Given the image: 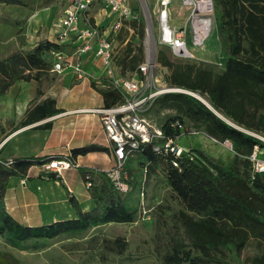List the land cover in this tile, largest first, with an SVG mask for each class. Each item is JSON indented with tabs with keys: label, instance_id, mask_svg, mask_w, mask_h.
<instances>
[{
	"label": "trees",
	"instance_id": "obj_1",
	"mask_svg": "<svg viewBox=\"0 0 264 264\" xmlns=\"http://www.w3.org/2000/svg\"><path fill=\"white\" fill-rule=\"evenodd\" d=\"M0 2L20 6L28 4L27 0ZM218 2L227 41L222 70L214 71L191 62L176 63L164 50L158 52L157 60L169 70V85L200 94L217 112L240 127L264 130V0ZM125 24L143 35V24L130 19L123 22L114 38L123 39L121 30ZM67 45L58 39L41 37L29 48L0 53V97L17 80H35L36 95L40 96L43 92L40 84L51 72L53 52L62 51ZM143 60V45L134 46L132 41H126L123 52L115 58V66L121 75L126 76V71H136ZM96 90L102 96L105 107L124 101L121 92L109 82ZM156 100L176 112V116L161 124L166 134L175 136L179 133L170 126L171 121L178 119L186 125L184 119H187L194 127L221 142L229 139L233 152L228 162L199 148H189V153L176 157L153 150V143H142L134 152L144 166L147 177L156 169L164 173L167 184L183 206L178 219L197 252L193 254L191 248L176 243L172 253L164 257L163 264H203L205 260H212L222 249L240 253L250 238L264 242V172H252L248 158L255 144L264 143L224 121L190 93L169 91ZM59 110L52 97L37 102L33 98L18 124L34 122ZM49 124L46 122L41 126L47 128ZM108 149L105 145L89 142L71 148L68 157L76 166L74 159L78 155ZM53 157L61 156H19L8 164L0 158V235L7 241L19 245L30 239L81 233L99 224L129 222L133 219L136 207L120 194L113 181L102 172L100 181H93L92 171L82 166L76 167L84 181L90 182L87 188L92 200L91 207L84 209L78 198L67 192V201L74 210L73 216L39 224H26L15 218L8 211L4 199L9 178H24L32 165H40ZM173 160L177 165L173 164ZM40 174L49 179L59 177L53 171H42ZM109 244L111 249L121 253L126 247V240L118 237ZM0 264L20 263L11 253L4 251L0 252ZM250 264H264V252L251 257Z\"/></svg>",
	"mask_w": 264,
	"mask_h": 264
},
{
	"label": "rangeland",
	"instance_id": "obj_2",
	"mask_svg": "<svg viewBox=\"0 0 264 264\" xmlns=\"http://www.w3.org/2000/svg\"><path fill=\"white\" fill-rule=\"evenodd\" d=\"M27 2L26 6L0 2L1 54L32 45L42 35L49 34L52 39L57 38V33L50 32V29H55V24L62 14L66 1L27 0ZM131 6L137 14L136 20L143 24L144 32L141 36L136 29L125 24L121 30L123 39L116 37L113 41L114 63L117 61L115 58L117 59L123 52L126 41H132L134 46L142 44L144 57L147 45L153 46L151 57L155 65L149 77L148 92L157 94L152 98L150 105L140 111V114L150 124L160 127L167 119L176 116V112L156 100L158 96L165 93L159 91L170 86L167 80L169 70L158 62V52L164 50L167 56L176 63L191 62L214 71L222 70L223 61L227 55V41L221 23V5L218 0H211V10L207 13L213 21L210 28L211 34L198 44L195 43L190 23L192 5L182 4L180 1H173L169 4V25L182 29L190 55H175L167 44L158 42L160 5L157 0H134L131 1ZM40 12L41 14L47 13L48 19L42 22V26L35 29L34 26L31 29L30 17L39 15ZM87 13L91 17L92 15L97 17L98 26H106L107 22L103 23V16L98 14L96 7L93 6ZM74 49L72 44L65 48L68 55L73 54ZM70 70L74 71V69H67L62 72H50L48 78L40 84L43 91L40 96L36 95L34 86L28 84L21 86L17 82L5 95L0 97V142L8 137L0 147L1 159H13L15 141H22L23 137L28 139L33 153L61 157L70 154L73 145L84 143L89 139L102 141V137L105 136L100 114L92 110L103 106V103L98 105L96 89L108 85V77L102 69L101 74L90 75L87 72L82 78H77V73L75 71L72 73ZM116 71L119 73V68L116 67ZM129 73L130 71L125 72L128 75ZM74 85V89L71 90L70 88ZM23 91L26 92L23 94L25 97L27 94L29 97L34 96L35 93V102L47 95L56 96L63 100L62 110L85 109L88 112L66 113L62 116L55 114L52 118L46 119L51 123L50 128L40 127L44 119L32 125L33 127L24 129L15 137V134L20 131V129L17 130L19 116L15 113V98L17 99ZM82 96L89 97L91 104L86 106L79 104L78 101ZM4 109H7V114L3 113ZM184 120L186 125H192L189 120ZM199 130L203 134L185 133L179 137L177 142L186 148L202 149L228 162L233 152L221 141L207 135L202 129ZM82 161L89 165L84 168L92 171L93 181H100V172L111 180L108 171L115 167L113 155H109L108 159L101 152H93L82 158ZM126 163L127 174L123 179L128 181V189L118 191L136 207L131 221L99 224L81 233H63L47 239H30L19 245L11 244L0 235V252L11 253L20 264H163L164 257L172 253V247L176 243H181L185 248H191L192 253L197 254L184 225L178 219L179 211L183 206L167 184L164 173L156 169L147 177L144 166L135 154L130 156ZM41 172V167H32L24 179L10 178L8 181L4 197L6 207L19 221L26 224H39L72 216L73 210L67 201V191L76 195L84 209L92 206L88 188L79 186L84 179L77 174L75 166L63 173L66 181L61 175L56 179L41 178ZM118 237L126 240V247L121 253L108 246L109 241H114ZM260 252H264V242L250 238L240 253L222 249L212 260H205L203 264H250L251 257Z\"/></svg>",
	"mask_w": 264,
	"mask_h": 264
},
{
	"label": "built area",
	"instance_id": "obj_3",
	"mask_svg": "<svg viewBox=\"0 0 264 264\" xmlns=\"http://www.w3.org/2000/svg\"><path fill=\"white\" fill-rule=\"evenodd\" d=\"M131 1L134 0H67L62 14L58 17L55 24L57 28V37L61 40L68 37L71 33H76L82 42L78 45L77 50L84 52L95 45V55L98 56L103 64L107 66L109 83L112 87L119 90L124 98L122 103L105 107L94 108L100 114L102 128L106 137L113 144V156L115 158V167L108 171V175L118 190L126 191L128 184L124 181L127 171L125 164L127 159L134 154L136 149L142 143H153L152 148L157 152L171 153L174 156H180L183 153H189V148L180 145L177 140L183 134H203L202 131L193 125H184L178 119L171 121L170 126L178 130V134L171 136L166 134L161 126L150 124L146 118L141 116L140 111L147 108L152 98L157 94L151 92L149 77L155 65L151 54L153 46L150 44L146 47V56L138 64L137 70L129 76L115 74L112 65L113 58V41L115 33L120 29L125 20L136 19L137 14L134 12ZM160 5L159 9V35L158 42L167 44L175 55H186L188 52L186 40L182 29H177L169 25L168 8L172 0H157ZM182 4L192 5L190 16L202 15L206 10V5L200 6L187 0H179ZM211 2V1H210ZM94 5L100 7L107 13L113 15L112 22L105 29L98 25L91 24L88 21L87 12ZM85 22L84 27L80 24ZM95 40L92 43L91 40ZM156 41V40H155ZM154 41V46L156 45ZM152 47V48H151ZM54 61L52 70L61 72L65 67L66 54L61 51L53 52ZM222 64V63H220ZM181 91L191 93L189 90L181 87L169 86L163 91ZM242 131L257 138L264 143V130H253L238 126ZM7 138V137H6ZM6 138L0 142V147L6 141ZM222 143L232 150V142L225 139ZM251 161L252 172H264V144H255L253 150L248 156ZM2 160L0 159V162ZM6 164L12 162L11 159L4 161ZM173 164L177 165L176 160ZM44 171H53L58 175L67 169L75 166L68 156L53 157L43 161L39 165ZM123 174V175H122ZM90 184L86 182V186Z\"/></svg>",
	"mask_w": 264,
	"mask_h": 264
},
{
	"label": "crops",
	"instance_id": "obj_4",
	"mask_svg": "<svg viewBox=\"0 0 264 264\" xmlns=\"http://www.w3.org/2000/svg\"><path fill=\"white\" fill-rule=\"evenodd\" d=\"M65 1H67V0H65ZM173 1H179V0H172L171 2H173ZM65 5H66V3L64 4V7H65ZM64 7L62 8V12H63V9H64ZM94 7H96L97 9H98V14H100V15H102L103 16V23H105V22H107L106 23V26L105 27H101V28H107L109 25H110V23L112 22V19H113V15H111L110 13H107V12H105L101 7H100V5H94ZM169 9V8H168ZM51 10V9H50ZM46 14L47 13H42L41 14V12L39 13V15H32L31 17H30V19H29V24H30V27H31V29L34 27V29L37 27H39V26H42V22H44V21H46L47 19H48V16L46 17ZM88 14V13H87ZM40 16H42V17H40ZM88 21H90V23L91 24H99V21H98V19H97V17L95 16V15H92V17L91 16H89V14H88ZM169 18H170V16H169ZM84 25H85V22H82L81 24H80V26L81 27H84ZM50 32H55V34H56V32H57V28L55 27V29L53 30V28H51L50 29ZM117 33V32H116ZM116 33H115V35H116ZM71 35H75L76 37H73L72 38V36ZM115 35H114V37H115ZM38 37V36H37ZM41 37H46V38H48V39H52L51 37H50V35L48 34V35H42ZM40 36L38 37V39L39 38H41ZM37 39V40H38ZM55 39H58L59 41H64V42H66V43H68V44H72V46H74L75 47V49H74V52H73V54H70V55H68L67 54V52H66V50L64 49V50H62L61 52H63L64 54H66V62H65V67H64V69L62 70V71H65V70H67V69H74V71L77 73V78H82V76H83V74H86L87 72L91 75V74H101V69L103 70V72L107 75V77H108V74H107V66L105 65V64H103V62L101 61V59L98 57V56H96L95 55V45L93 44V46L91 47V48H89L88 50H86V51H84V52H79L78 50H77V47H78V45L82 42V39L81 38H78V36H77V34L76 33H71L68 37H66L65 39H63V40H61V39H59L58 37L57 38H55ZM36 40V41H37ZM92 41V43L93 42H95V40H91ZM36 42H34L32 45H26V46H24V47H22V48H29V47H31V46H33L34 44H35ZM19 48H21V47H19ZM18 49V48H17ZM112 65H113V70H114V72H115V74H119V75H121L120 73H118L117 71H116V66H115V63H114V58H112ZM61 71V72H62ZM71 71V70H70ZM74 71H71L72 73L74 72ZM51 72H54V70H52V68H51ZM56 72V71H55ZM133 73V72H132ZM131 73H129V75H130ZM128 74L126 75V76H129ZM109 81V80H108ZM17 82H19L18 84H21V86L23 85V84H28L29 86H34V91L36 90V85H37V82L35 81V80H30V81H24V80H17V81H15V84L17 83ZM74 87H75V85L74 86H72L70 89L72 90V89H74ZM24 93H26V92H22V93H20L19 94V97L16 99L15 98V113H17V115L19 116V119H18V121H17V125H18V129L17 130H19L20 129V131L19 132H17L16 134H15V137L19 134V133H21V132H23V130L24 129H26V128H30V127H33L35 124H38L40 121H43L44 119V122L43 123H46V122H49L48 120L46 121V119L48 118V117H53V115H63V114H69V113H74V112H81V113H83V112H86V111H75L76 109H71V110H69V111H67V110H62V108H64V103H63V100L61 99V98H59V97H56V96H49V95H47V96H45V97H52V98H54V100H55V107H58V108H60V110L58 111V112H55V113H53V114H51V115H49V116H47V117H45V118H42V119H39V120H36V121H34V122H30V123H27V124H24V125H20V124H18L19 123V121H20V119L23 117V115H24V112H25V110L27 109V107L29 106V104H30V102H31V100L34 98V96H35V93H34V96H28V94H27V96L25 97L23 94ZM28 93V92H27ZM97 94H98V105H101L102 103H103V99H102V96L100 95V93L99 92H97ZM45 97H43V98H45ZM41 100V99H40ZM79 104L81 103V105H84V106H86V105H89V104H91V102H90V98L88 97H86V96H82V97H80V99H79ZM7 109H4L3 110V113L4 114H7V111H6ZM88 112V111H87ZM43 123H41L40 124V127L41 128H43L41 125L43 124ZM50 123V122H49ZM51 124V123H50ZM50 124H49V127H47V128H44V129H48V128H50ZM33 125V126H32ZM102 126V125H101ZM16 130V131H17ZM104 131V130H103ZM104 136L105 137H102L103 139H102V141H98V139H89V140H87V141H85L84 143H79V144H76V145H73L71 148H73V147H76V146H80V145H83V144H85V143H89V142H94V143H98V144H102V145H105V146H107L109 149L107 150V151H90V152H88L87 154H85V155H78L77 157H76V159H74L75 160V162H76V166H82V167H84V166H89L88 164H85L83 161H82V158H84V157H86L88 154H90V153H93V152H101V153H103V154H105V156L109 159V155H113V152H112V150H113V144H112V142L106 137V135H105V132H104ZM25 138V139H24ZM105 140V141H104ZM23 143V144H22ZM29 142H28V139L26 138V137H23V140L22 141H15V157H19V156H31V155H37V154H35V153H33L31 150H32V147L28 144ZM70 154H68V155H66V156H69ZM39 156H41V155H39ZM75 166V167H76ZM32 167H38V168H40L39 167V165H32L29 169H28V171H27V174H28V172H30L31 171V169H32ZM71 169H73V167L72 168H70V169H67V170H65V171H63L62 173H61V176L63 177V180H65V178H64V176H63V173H66L67 171H69V170H71ZM105 169H108V168H105ZM42 171H44V170H42ZM76 172H77V174L81 177V175H80V173H79V171H78V169H77V167H76ZM72 175L74 174V173H71ZM27 176V175H26ZM40 177L41 178H43V177H45V178H47L45 175H40ZM10 178H20V177H16V176H11ZM9 178V179H10ZM25 178V177H24ZM24 178H21V179H24ZM83 179V178H82ZM66 181V180H65ZM70 181L73 183V181H72V178H70ZM75 186H78L77 184H75ZM79 186H85L86 188H87V186H86V182L83 180L80 184H79ZM68 192V191H67ZM76 196V195H75ZM70 205V204H69ZM72 208V207H71ZM88 209V208H87ZM72 210H73V208H72ZM73 214H74V210H73ZM73 216V215H72ZM71 217V216H70Z\"/></svg>",
	"mask_w": 264,
	"mask_h": 264
},
{
	"label": "bare ground",
	"instance_id": "obj_5",
	"mask_svg": "<svg viewBox=\"0 0 264 264\" xmlns=\"http://www.w3.org/2000/svg\"><path fill=\"white\" fill-rule=\"evenodd\" d=\"M187 1L190 3L193 2V1H189V0H187ZM210 1L211 0H194V2L196 4H199L200 6L206 5V8L204 9L206 11L204 12V14L196 15L194 17L192 16L190 19V23L192 25V29H193V33H194V40H195V43H198V44L203 42L211 34L210 28L212 27L213 21H212L211 17L207 14L211 10V2ZM186 55H190V53L187 52ZM190 92L193 94H197V93L192 92V91H190ZM200 98L203 101L207 102L204 97L200 96ZM75 111H87V110H85V109L80 110L79 109V110H75ZM7 139H8V137H7Z\"/></svg>",
	"mask_w": 264,
	"mask_h": 264
},
{
	"label": "water",
	"instance_id": "obj_6",
	"mask_svg": "<svg viewBox=\"0 0 264 264\" xmlns=\"http://www.w3.org/2000/svg\"><path fill=\"white\" fill-rule=\"evenodd\" d=\"M191 95H193L194 97H196V98H198L202 103H204L208 108H210L216 115H218L220 118H222L224 121H226L227 123H229V124H231V125H233V126H235V127H237V128H239L238 127V125H236V124H234L233 122H231L229 119H227V118H225L223 115H221L219 112H217L212 106H211V104L209 103V101H208V103L207 102H205V101H203L201 98H200V94H193V93H190Z\"/></svg>",
	"mask_w": 264,
	"mask_h": 264
}]
</instances>
